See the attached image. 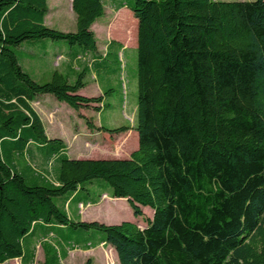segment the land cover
Listing matches in <instances>:
<instances>
[{
    "label": "trees",
    "instance_id": "trees-1",
    "mask_svg": "<svg viewBox=\"0 0 264 264\" xmlns=\"http://www.w3.org/2000/svg\"><path fill=\"white\" fill-rule=\"evenodd\" d=\"M124 2L137 20L138 147L124 159H72L60 139L46 137L30 103L49 94L76 111H99L106 93L78 94L83 71L74 82L57 71L35 81L18 47L51 39L94 50L90 27L104 15L102 1L72 0L75 31L61 32L44 24L46 0H0V264L32 263L34 238L42 264H60L67 250L52 239L64 227L102 232L83 248L102 240L118 264H264V0ZM30 146L57 160L55 185L12 159ZM94 179L125 198L134 217L149 207L146 227L73 220L54 203L72 195L96 202L78 197Z\"/></svg>",
    "mask_w": 264,
    "mask_h": 264
},
{
    "label": "rangeland",
    "instance_id": "rangeland-1",
    "mask_svg": "<svg viewBox=\"0 0 264 264\" xmlns=\"http://www.w3.org/2000/svg\"><path fill=\"white\" fill-rule=\"evenodd\" d=\"M117 2L131 1V0H116ZM215 1H254V0H215ZM105 2V1H104ZM106 4V16L98 19V22L107 20L111 14H109V5ZM49 13L45 20V25L61 32H73L75 31V19L71 9L70 0H48ZM117 30L113 29V33ZM98 39L101 42L104 40L105 33L102 30H97ZM101 36V37H100ZM65 43H67L64 40ZM113 45H116L113 44ZM73 47L80 48L78 45ZM113 47L109 51V56L104 59L100 69H93L96 71V80L94 83L98 84L101 89L100 94L104 95L103 103L101 104L100 111L87 108L82 110L84 113L85 121L99 122L100 126H104L109 129L117 128L120 126H129L130 131L136 133V104H137V80H136V63L137 54L134 56L125 53L115 57L113 53ZM91 51V50H89ZM86 64V63H85ZM87 65V64H86ZM91 71V67L86 69L85 72ZM79 74V73H78ZM85 78V77H84ZM85 81V79H84ZM84 89L83 96L91 97L96 96L95 88L90 85L91 80ZM70 82H74L72 79ZM39 103H34V106L38 109L43 107L45 110L48 106L51 107L48 112L57 113V115H64L67 117L68 112L65 106H61L52 95H39ZM46 105V106H45ZM64 105L67 106L66 103ZM93 107V106H92ZM40 111V110H38ZM76 113V112H75ZM74 117V113L72 114ZM55 124V123H54ZM52 125L54 129H59V125ZM87 124V123H86ZM43 125L48 131V124L46 117L43 116ZM50 126L51 128H53ZM73 126V125H72ZM92 130V129H91ZM94 133L89 136L93 138L98 148L96 150V158H128L129 150L124 148V140L128 131L121 134H108L99 132L94 127ZM130 135V134H129ZM92 142V141H91ZM90 143V142H89ZM93 144V142L91 143ZM88 147H85L87 149ZM31 152V153H30ZM71 155V154H70ZM14 161H19L22 165H27L33 169V171L42 174L47 180L51 181L54 185L56 182V174L58 171V162L56 159L46 160L38 153H35L33 146H30L29 150L23 153V155H11ZM84 190L78 193V197L82 200H98L100 204L90 205L88 208H83V218L87 220H93L100 223H106V221L120 222H133L139 227H146V220L152 217L153 211L149 207L140 206L143 213L141 217H134L132 210L124 198L123 200H117V198H111V188L108 187L102 179H94L90 183L84 186ZM100 196V197H99ZM53 201L58 206H63L64 196L55 197ZM75 204L73 200L70 204V208H66L68 216L73 220H78L76 215L71 211L72 206ZM100 205V206H99ZM82 211V210H81ZM90 218V219H89ZM116 219V220H115ZM119 222V223H118ZM104 223V224H105ZM56 231V230H55ZM57 239L53 238L52 243L58 250H67L68 254L60 259V264H84L87 259H91L92 264H117L116 252L108 244L103 243L91 250H84L88 242L94 244L98 237H103L104 234L96 230H82L79 228L64 227L62 230H57ZM96 235V236H94ZM43 250L40 245H36L34 248L33 264H42L43 262ZM2 264H20L19 260L6 261Z\"/></svg>",
    "mask_w": 264,
    "mask_h": 264
},
{
    "label": "crops",
    "instance_id": "crops-1",
    "mask_svg": "<svg viewBox=\"0 0 264 264\" xmlns=\"http://www.w3.org/2000/svg\"><path fill=\"white\" fill-rule=\"evenodd\" d=\"M72 0H70L71 3ZM104 7V15L100 18L106 16V4L109 5L110 17L103 21L98 22V18L90 27L94 34L96 47L91 51H82L80 48H76L68 45L63 40H51V39H32L26 40L18 47V63L21 68L27 72L35 81L45 82L48 81L53 74L57 71L68 78V81L76 79L79 72L83 71L85 73V85L78 91V94H83L84 89L91 80V84L95 88L96 96L101 95V89L98 84L94 83L96 80V71L93 69H100L101 64H103L104 59L109 56V51L113 47V53L115 57L118 58L119 55H124L129 53L134 56L137 48V20L133 16L132 11L128 8V2H117L116 0H101ZM105 1V2H104ZM47 3V13L44 17V24L46 17L49 13L48 0ZM73 12V11H72ZM74 14V13H73ZM75 19V15H74ZM102 30L105 33V38L101 42L98 39L97 30ZM113 29L117 32L113 33ZM101 37V36H100ZM112 42L116 43L113 45ZM87 65H86V64ZM91 67V71L86 73L85 70ZM83 96V95H82ZM92 97V96H91ZM39 95L35 96L34 100L30 103L33 111L40 118L43 125V116L47 119V124L49 126L48 131L45 129L44 132L48 139H60L65 145L64 153L72 159H101L96 158L97 145L93 138L89 137L93 134L95 130L88 128L84 113L82 110L87 108L83 107L79 110H74L64 103H59L61 106L70 112L67 117L64 115H57V113L48 112L51 109V105L46 108L40 107V111L34 106V103H39ZM46 106V105H45ZM93 106V105H92ZM101 108V105H99ZM92 109V108H90ZM100 111V110H99ZM76 112V113H75ZM74 113L75 117L72 115ZM55 123V124H54ZM59 125V129H54L52 125ZM73 125V126H72ZM93 127H99V122L94 121L92 123ZM52 126L53 128H51ZM96 133V132H94ZM127 142L124 143L125 150H129V155L131 152L138 147L137 133L128 130ZM130 134V135H129ZM93 144H91L92 142ZM90 142V143H89ZM85 147H88L85 149ZM71 154V155H70ZM104 159H114V158H104ZM116 159V158H115ZM76 196V195H75ZM72 197H69L63 203V208H70V204L73 201ZM75 198V197H74ZM102 205L100 201L87 202V203H77L72 206L71 211L76 215V217L81 221H93L83 218V208H88L90 205ZM99 205V206H100ZM82 210V211H81ZM90 219V218H89ZM106 221L105 224H114L117 221ZM116 220V219H115ZM97 221V220H96ZM119 223V222H118ZM145 228V227H140ZM96 236V235H94ZM101 239L98 237V240ZM102 241V240H101ZM97 242L96 245L90 246L88 249L91 250L99 245H103V242ZM40 245V241L37 238L33 239V247ZM87 250V249H84ZM68 254V251L66 255ZM20 264H25L24 261L20 259ZM117 260V258H116ZM12 261V260H9ZM118 262V260H117ZM27 264H33L27 263ZM118 264V263H117Z\"/></svg>",
    "mask_w": 264,
    "mask_h": 264
}]
</instances>
